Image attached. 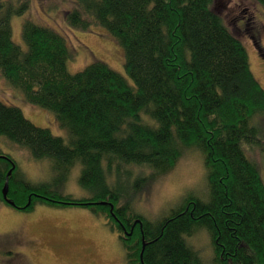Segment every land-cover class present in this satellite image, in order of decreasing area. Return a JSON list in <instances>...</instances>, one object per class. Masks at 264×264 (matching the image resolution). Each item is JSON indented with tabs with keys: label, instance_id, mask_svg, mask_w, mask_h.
<instances>
[{
	"label": "trees",
	"instance_id": "obj_1",
	"mask_svg": "<svg viewBox=\"0 0 264 264\" xmlns=\"http://www.w3.org/2000/svg\"><path fill=\"white\" fill-rule=\"evenodd\" d=\"M71 1L66 22L82 31L96 25L113 36L134 87L100 61L70 74L66 40L29 20L22 25L24 51L12 39L11 19L28 2L0 0L2 77L26 102L51 111L70 137L66 143L0 101V140L27 150L34 161H49L53 182L79 161L80 184L91 193L73 199L27 181L0 149V202L13 207L3 197L8 179L7 199L21 211L80 206L109 218L107 225L120 233L140 220L142 230L120 239L128 264H206L187 242L200 230L209 237L212 264H264V182L248 154L264 152V129L253 123L264 118V90L214 0ZM255 1L264 8V0ZM187 147L202 153L208 199L187 197L156 223L134 212L129 191L135 196L169 173Z\"/></svg>",
	"mask_w": 264,
	"mask_h": 264
},
{
	"label": "rangeland",
	"instance_id": "obj_2",
	"mask_svg": "<svg viewBox=\"0 0 264 264\" xmlns=\"http://www.w3.org/2000/svg\"><path fill=\"white\" fill-rule=\"evenodd\" d=\"M16 6L28 2V10L11 19L12 39L27 50L21 36L23 22L29 20L60 34L67 43L70 74L82 71L94 62L105 63L121 74L130 87L132 80L124 70L125 55L122 46L104 28L93 25L82 31L70 26L66 10L75 5L71 0H12ZM213 8L230 31L241 41L250 70L264 90V59L253 40L264 50V8L255 0H214ZM0 101L21 109L24 117L37 127L69 142V134L56 121L54 114L26 102L0 73ZM264 129V118L254 120ZM0 149L17 163L27 181L48 184L51 189L73 199L90 198L91 193L80 184L82 165L78 161L68 175L53 182L49 161H34L29 152L19 146L0 140ZM258 164L264 182V152L248 153ZM136 174L149 175L148 168H135ZM65 179V180H64ZM132 181V180H131ZM114 178L109 179L113 183ZM130 203L134 212L156 223L168 217L187 197L208 199L202 153L187 147L175 167L166 175L150 182L135 196L131 190ZM206 264H212V249L205 230L187 239ZM0 264H128L125 249L118 235L90 209L80 206L47 207L37 204L30 212L9 207L0 202Z\"/></svg>",
	"mask_w": 264,
	"mask_h": 264
},
{
	"label": "flooded vegetation",
	"instance_id": "obj_3",
	"mask_svg": "<svg viewBox=\"0 0 264 264\" xmlns=\"http://www.w3.org/2000/svg\"><path fill=\"white\" fill-rule=\"evenodd\" d=\"M93 202H88L87 204H92ZM96 215V214H95ZM96 216H100V217H102L104 220H105V223L107 224V223H109V218H105L104 216H102V214H100V215H96ZM116 222H117V225H120L122 222L121 221H117V219L115 220ZM121 222V223H120ZM135 227H137V228H139V230H142V229H140V227H139V225L138 224H133V226L131 227V232H127L126 230H125V228H123L124 230L120 233V232H117L116 230L115 231H113V232H115L117 235H118V237H119V240L121 239V238H124V239H127L128 237H131V234H132V231L134 230V228ZM128 234V235H127ZM121 241V240H120Z\"/></svg>",
	"mask_w": 264,
	"mask_h": 264
},
{
	"label": "water",
	"instance_id": "obj_4",
	"mask_svg": "<svg viewBox=\"0 0 264 264\" xmlns=\"http://www.w3.org/2000/svg\"><path fill=\"white\" fill-rule=\"evenodd\" d=\"M11 173H12V170H10L9 172H8V174H7V178L11 175ZM7 193H8V179L6 180V182H5V185H4V188H3V197H4V199L6 200V202L9 204V205H11V206H15V204H14V202H12V201H10V200H8L7 199ZM101 205H105V203L104 202H102V203H100ZM112 206H111V210H112ZM134 224H138L139 225V227H140V229H142V223H141V221L140 220H137ZM142 248H144V244H143V246H142ZM140 258H142V253L140 254ZM142 260V259H141Z\"/></svg>",
	"mask_w": 264,
	"mask_h": 264
}]
</instances>
